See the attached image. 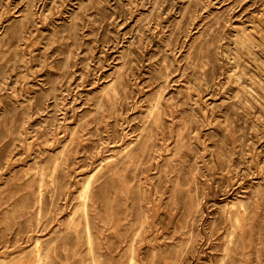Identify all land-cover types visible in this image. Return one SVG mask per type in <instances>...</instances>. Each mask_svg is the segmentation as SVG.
<instances>
[{"label": "rangeland", "instance_id": "374dc122", "mask_svg": "<svg viewBox=\"0 0 264 264\" xmlns=\"http://www.w3.org/2000/svg\"><path fill=\"white\" fill-rule=\"evenodd\" d=\"M0 264H264V0H0Z\"/></svg>", "mask_w": 264, "mask_h": 264}]
</instances>
